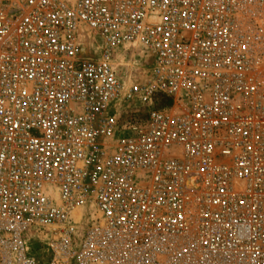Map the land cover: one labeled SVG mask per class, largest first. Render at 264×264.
I'll use <instances>...</instances> for the list:
<instances>
[{"label": "built area", "instance_id": "built-area-1", "mask_svg": "<svg viewBox=\"0 0 264 264\" xmlns=\"http://www.w3.org/2000/svg\"><path fill=\"white\" fill-rule=\"evenodd\" d=\"M0 264H264V0H0Z\"/></svg>", "mask_w": 264, "mask_h": 264}, {"label": "trees", "instance_id": "trees-1", "mask_svg": "<svg viewBox=\"0 0 264 264\" xmlns=\"http://www.w3.org/2000/svg\"><path fill=\"white\" fill-rule=\"evenodd\" d=\"M156 104L159 108L168 107L171 105V100L168 97L160 94L156 96Z\"/></svg>", "mask_w": 264, "mask_h": 264}, {"label": "rangeland", "instance_id": "rangeland-1", "mask_svg": "<svg viewBox=\"0 0 264 264\" xmlns=\"http://www.w3.org/2000/svg\"><path fill=\"white\" fill-rule=\"evenodd\" d=\"M141 66V64H139Z\"/></svg>", "mask_w": 264, "mask_h": 264}]
</instances>
